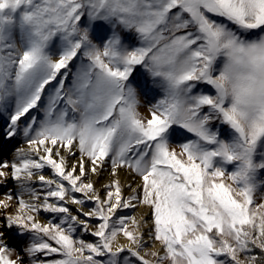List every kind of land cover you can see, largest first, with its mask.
<instances>
[{
	"label": "snow or ice",
	"instance_id": "1",
	"mask_svg": "<svg viewBox=\"0 0 264 264\" xmlns=\"http://www.w3.org/2000/svg\"><path fill=\"white\" fill-rule=\"evenodd\" d=\"M21 6L19 43L0 19V264H264V0L0 13Z\"/></svg>",
	"mask_w": 264,
	"mask_h": 264
},
{
	"label": "rangeland",
	"instance_id": "2",
	"mask_svg": "<svg viewBox=\"0 0 264 264\" xmlns=\"http://www.w3.org/2000/svg\"><path fill=\"white\" fill-rule=\"evenodd\" d=\"M24 12H25V7L21 6V8H19L15 12H13L11 9H8V10L4 11L3 13H0V19L7 18V19H10L12 21V23H10V24H5V31H10L11 35L13 36V38L16 39V41L18 43H19L20 38H21V29H20L19 25H20L21 18L23 16ZM52 51H55V45H53ZM149 99H151V98H149ZM141 103H142V105H146L148 103V100H146L144 98H141ZM140 111L142 113L146 114L147 113V108L146 107H141ZM21 143H22V141H21ZM21 146H25V145H21ZM177 150L179 151V149H177ZM259 152L264 153V141L261 142V145H260V148H259ZM260 159H261V157L258 156L257 160H260ZM231 167L232 166H229L230 170H231ZM257 179L259 181H261L262 183H264V169H261L259 171ZM77 195H79V194H77ZM260 196H264V186H262L260 188V190L257 192L256 198L259 200ZM133 211L134 210H131V209L128 210L129 214H131V212H133ZM86 238L87 239H92L91 237H86Z\"/></svg>",
	"mask_w": 264,
	"mask_h": 264
},
{
	"label": "bare ground",
	"instance_id": "3",
	"mask_svg": "<svg viewBox=\"0 0 264 264\" xmlns=\"http://www.w3.org/2000/svg\"><path fill=\"white\" fill-rule=\"evenodd\" d=\"M111 177L107 176V173H105V176L101 178V183L97 185V187H99L101 189V191H103V188L101 187V185L106 182L107 180H110ZM129 177L125 175V173L121 172L120 174V180L121 183L126 184L129 181ZM9 190H11V187L9 186ZM75 207V206H72ZM149 213V209H147L146 207H140L139 211L137 212V219H140L141 216H144L145 218H147V214ZM46 214H42L41 219L44 220ZM149 227H151V223H149ZM126 242V241H125ZM150 251H159V247L158 245L154 248L149 249Z\"/></svg>",
	"mask_w": 264,
	"mask_h": 264
}]
</instances>
